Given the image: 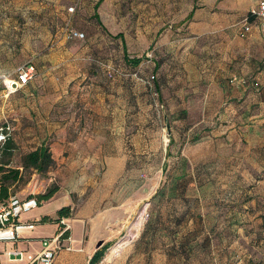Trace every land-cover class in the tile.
I'll return each mask as SVG.
<instances>
[{"label":"crops","instance_id":"1","mask_svg":"<svg viewBox=\"0 0 264 264\" xmlns=\"http://www.w3.org/2000/svg\"><path fill=\"white\" fill-rule=\"evenodd\" d=\"M105 1L0 0V21L8 15L32 26L34 16L46 29L42 42L22 46L36 76L17 92L34 120L27 130L33 149L46 146L58 169L57 190L28 220L70 209L60 219L75 250L59 252L53 264H108L118 238L122 251L109 264H264V29L253 15L257 0L159 2L160 24L136 31V49L124 29L104 27ZM70 7L87 8L98 38L65 39L59 26L72 18ZM116 16L124 18L120 10ZM24 33L33 38V29ZM97 40L108 50L103 61L118 54L126 75L101 81L85 72ZM39 45L44 54L35 52ZM12 50L13 64L0 75L14 72ZM148 51L143 60L139 53ZM162 117L170 118L169 144L150 145V135L160 133L150 123L162 125ZM149 161L158 165L147 173ZM44 234L35 229L30 242L7 246L37 252ZM4 248L0 243V264H23L8 261Z\"/></svg>","mask_w":264,"mask_h":264},{"label":"rangeland","instance_id":"2","mask_svg":"<svg viewBox=\"0 0 264 264\" xmlns=\"http://www.w3.org/2000/svg\"><path fill=\"white\" fill-rule=\"evenodd\" d=\"M66 1L69 2V0ZM159 2H161L163 5H166L168 3L167 0H106L103 4L99 6V13L104 19L103 23L105 25V28H107L112 33H117L119 30L124 29V32L131 35L132 43L133 45H135V41L137 40L136 37L137 35H139V33L137 34L136 32L137 30H141V28L143 27H148V29L151 30L152 27L155 26V24H160L154 19L157 13L156 5ZM4 6L6 13L8 11V5ZM76 10L77 9L74 8V12H71L73 13V15L69 21L65 20L64 22H62L63 24L61 23L62 25L60 24L59 26V23H56V25L59 26L60 29L62 27L64 28L65 25H67L68 27H71L75 30L82 31L85 34V38L79 41L81 44H85L84 42L89 37L92 41H94L96 38H98L97 35L99 33L93 26L92 21H90L87 17V8L81 9L80 11ZM118 10H120L121 16H123L124 18L121 19L116 16ZM8 18V15L6 17H1L2 20L0 21V68L10 67L13 64L10 55L13 54L12 48H15V61L17 63L15 65L16 67L14 68L15 71V69L20 65L31 63L33 61L32 59L26 60L27 58L25 57L27 55V52L22 51L23 44H31V42H35L36 40L42 42L44 40L43 35L46 29H44L43 23L38 24L36 26V20L34 16H32V26H25V21L23 20V18H19L16 23L10 22ZM28 28L33 29V38L26 36L24 37V32ZM99 43L101 42H98L97 40L96 44L99 45ZM133 48L136 49L137 46L135 45L133 46ZM43 51L44 50L41 45H39V47L35 49V52L39 55L44 54ZM107 54V47L100 44L96 48L95 58H93L92 56L84 58L87 63H90L88 64L87 71L85 72H88L89 75L92 74L94 77L96 76L97 79L101 81H104L105 78H109L105 68L106 66L111 67V69L113 68L115 70V74L113 77H123L124 75H126L127 72L124 71L123 66L118 60V54H115L116 58L111 62V64H108L107 62L103 61L106 57H108ZM146 54H148V56H146ZM151 55L152 53L150 51L143 54L139 53V56L143 60L147 59L148 57H151ZM22 59H25L26 61H23ZM85 77H87V75ZM180 79L182 78L176 80ZM0 89V125H2L3 123H8L12 129L9 140L10 148H8L6 152L2 153L1 161L7 163V168L19 169L21 171V157L25 153L33 150V148L35 147L33 141L34 134H27V130L29 127L28 124L32 123V121L34 120H29L28 116L30 115V112H24L26 105L22 101V94L16 92L14 94H10V96L8 97H4L2 96L4 94V91L2 88ZM60 111L62 113L67 112V109L60 108ZM161 121L162 125H159V123L158 125H156L155 121H153L154 123H150V125H153V127L151 126L150 128L153 129L155 133L157 129L160 132L156 135H150V145L156 144L157 146V144H159L167 146L169 144V131L168 129L164 131L163 128L170 124V118L162 117ZM30 127L34 128V125L31 124ZM132 129L133 128H130V131H132ZM157 165L158 161H154L153 163L149 161L143 168L147 173H150L156 170ZM57 182L58 169L54 164L50 167V169L43 173H36L33 170L21 172V175L17 178V180L11 183L10 191L12 195H15L19 198L27 196L36 197L39 194L46 193L53 187H57ZM44 202L45 201H40L38 208L30 211L29 213L24 214L23 218L29 219L38 216L40 212H42L44 209L43 207H40L46 204ZM47 218L48 219L46 220H44L43 218L39 219L36 231L38 232L41 230L45 232L44 237H51L53 234L56 233L57 230V228H55L54 226L56 214L52 213L51 216ZM118 240L119 241L116 243V245L112 246L111 249H109L107 252L108 254L113 248L118 246L116 253L114 251L109 254L108 257H106L107 261H105L108 262V264L111 263V260L122 251L123 239L118 238Z\"/></svg>","mask_w":264,"mask_h":264},{"label":"built area","instance_id":"3","mask_svg":"<svg viewBox=\"0 0 264 264\" xmlns=\"http://www.w3.org/2000/svg\"><path fill=\"white\" fill-rule=\"evenodd\" d=\"M69 12L74 11V7L68 8ZM264 29V0H257V6L253 11ZM245 21H247L245 19ZM248 30V26H245ZM63 36L67 40H83L85 34L82 31L75 30L67 25L63 28ZM108 77L112 78L115 70L106 66ZM36 76V70L33 64L27 63L17 67L12 75H0V88L3 89L4 97L13 94L24 88ZM154 75L149 76V82H153ZM1 93V89H0ZM154 98L158 99V94L153 91ZM162 107L161 104H157ZM11 127L8 123L0 125V148L10 138ZM165 131L166 128H163ZM1 157V152H0ZM37 199L32 197L19 198L15 195L10 196L8 201L0 205V243L5 246L2 254L8 261L19 262L23 264H53L59 252L74 251L73 239L71 235L66 234L70 227L64 223L62 219L59 220L56 233L51 237L40 239V250L37 252H28L17 247H8L9 244H14L18 241L30 242L32 239L29 235L33 233L37 227L39 220L24 219L23 215L36 209L39 206Z\"/></svg>","mask_w":264,"mask_h":264},{"label":"trees","instance_id":"4","mask_svg":"<svg viewBox=\"0 0 264 264\" xmlns=\"http://www.w3.org/2000/svg\"><path fill=\"white\" fill-rule=\"evenodd\" d=\"M140 59H135L133 62L137 64ZM10 138L6 141V143L0 148L1 157H0V205L4 204L8 201L10 196H12L10 191V185L13 181H16L17 178L21 175V172H25L27 170H33L36 173H43L50 169L52 165H54V161L51 157V154L48 148L44 145L39 146L36 149H33L27 153H25L21 157L20 168L19 169H9L7 168V163L2 162V153L6 152L8 148H10ZM57 190V187H53L48 190L46 193L39 194L35 198L40 203V201L48 200ZM32 197V196H27ZM57 218L55 222L57 223L61 217H69L70 209L68 207H63L57 211ZM44 220L48 219L47 217H43ZM89 264H94V262H90Z\"/></svg>","mask_w":264,"mask_h":264},{"label":"bare ground","instance_id":"5","mask_svg":"<svg viewBox=\"0 0 264 264\" xmlns=\"http://www.w3.org/2000/svg\"><path fill=\"white\" fill-rule=\"evenodd\" d=\"M117 247H118V246H117ZM117 247L113 248V249L111 250V252H109L108 254H106V257H108V255L111 254V253L114 252V251H115V253H116V252H117V249H118ZM115 249H116V250H115Z\"/></svg>","mask_w":264,"mask_h":264}]
</instances>
